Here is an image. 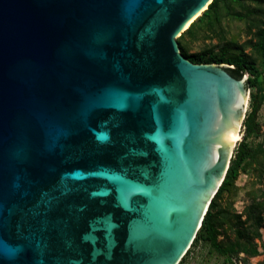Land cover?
Instances as JSON below:
<instances>
[{
	"label": "water",
	"instance_id": "water-1",
	"mask_svg": "<svg viewBox=\"0 0 264 264\" xmlns=\"http://www.w3.org/2000/svg\"><path fill=\"white\" fill-rule=\"evenodd\" d=\"M212 1L0 0V264L180 263L250 98L181 52Z\"/></svg>",
	"mask_w": 264,
	"mask_h": 264
},
{
	"label": "trees",
	"instance_id": "trees-1",
	"mask_svg": "<svg viewBox=\"0 0 264 264\" xmlns=\"http://www.w3.org/2000/svg\"><path fill=\"white\" fill-rule=\"evenodd\" d=\"M234 22L243 24L245 39L230 33L229 25ZM187 36L209 41V45L191 52ZM178 41L181 52L191 61L227 64L226 70L232 76H247L251 89L250 108L242 125L243 138L192 246L179 264H184L192 249L201 243L208 244L211 252L230 264H235L236 259L246 262L248 257L264 251V139L258 143L250 140L263 136L259 113L264 106V0H213ZM250 169L257 170L261 187L250 193L249 201L239 212L234 206L236 182ZM241 253L246 257L240 258Z\"/></svg>",
	"mask_w": 264,
	"mask_h": 264
},
{
	"label": "rangeland",
	"instance_id": "rangeland-1",
	"mask_svg": "<svg viewBox=\"0 0 264 264\" xmlns=\"http://www.w3.org/2000/svg\"><path fill=\"white\" fill-rule=\"evenodd\" d=\"M243 24L239 22L230 23L229 31L232 35L240 36L241 39H245L244 32H243ZM186 42L189 46L191 52H195L200 50L202 47L208 46L209 41H204L202 39H192L190 37H186ZM215 42V40H214ZM249 92L251 89L249 88ZM250 108V98L247 103V111ZM247 113V112H246ZM259 120L262 124L263 129V136H264V106L260 110L259 113ZM240 138L236 141L234 150L239 141L243 138V128L239 131ZM261 136L257 139H250L252 143H258L263 141L264 137ZM237 192L236 196L234 197V206L237 211L241 212L246 203L249 201L250 193L254 190L260 189L261 184L258 180L257 170L250 169L247 173H242L237 182ZM259 241V240H258ZM246 257L244 254H240V258ZM264 263V251L256 256H250L247 258L246 262L242 259H236L235 264H261ZM184 264H230L224 260V257L221 255L211 252L210 247L208 244H198L195 248L192 249L190 254L185 259Z\"/></svg>",
	"mask_w": 264,
	"mask_h": 264
},
{
	"label": "bare ground",
	"instance_id": "bare-ground-1",
	"mask_svg": "<svg viewBox=\"0 0 264 264\" xmlns=\"http://www.w3.org/2000/svg\"><path fill=\"white\" fill-rule=\"evenodd\" d=\"M190 22H191V20L185 25V27H187V26L189 25ZM240 137H241V136H240V133H239V131H237L233 143H234L235 141H237L238 138H240Z\"/></svg>",
	"mask_w": 264,
	"mask_h": 264
},
{
	"label": "flooded vegetation",
	"instance_id": "flooded-vegetation-1",
	"mask_svg": "<svg viewBox=\"0 0 264 264\" xmlns=\"http://www.w3.org/2000/svg\"><path fill=\"white\" fill-rule=\"evenodd\" d=\"M241 254H243V253H241ZM244 256H245V254H244Z\"/></svg>",
	"mask_w": 264,
	"mask_h": 264
}]
</instances>
